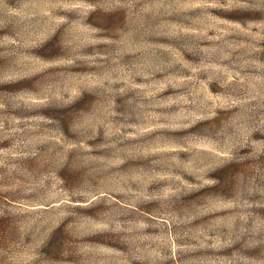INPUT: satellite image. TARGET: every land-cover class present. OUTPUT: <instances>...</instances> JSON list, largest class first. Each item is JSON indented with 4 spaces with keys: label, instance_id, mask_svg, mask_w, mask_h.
Listing matches in <instances>:
<instances>
[{
    "label": "rangeland",
    "instance_id": "1",
    "mask_svg": "<svg viewBox=\"0 0 264 264\" xmlns=\"http://www.w3.org/2000/svg\"><path fill=\"white\" fill-rule=\"evenodd\" d=\"M0 264H264V0H0Z\"/></svg>",
    "mask_w": 264,
    "mask_h": 264
}]
</instances>
